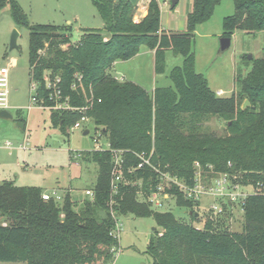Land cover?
Here are the masks:
<instances>
[{"label": "trees", "instance_id": "16d2710c", "mask_svg": "<svg viewBox=\"0 0 264 264\" xmlns=\"http://www.w3.org/2000/svg\"><path fill=\"white\" fill-rule=\"evenodd\" d=\"M221 1L193 0L186 30L172 31L162 29L159 0H93L104 26L82 28L74 42L71 24L32 23L18 0H0V11L8 6L14 22L29 30L30 81L38 84L40 105L53 104L49 76L60 78L62 95L73 106L87 107L85 112L51 109L52 123L69 134L85 113L110 144V149L84 152L98 166L93 198L77 200L68 191L61 201L46 200L42 187L0 183V264H109L119 246L111 234V199L118 215L155 220L147 246L153 264H264V190L245 198L241 231H217L212 219L200 228L170 210L152 208L145 197L158 175L151 166L138 167V153L153 150L152 163L188 185L194 183L199 163L211 176L230 173L242 184L264 186V57L253 58L246 74L235 73L230 96L217 95L196 71V27ZM233 1L235 11L224 18L222 37H232L236 30L264 31V0ZM143 3L148 12L136 20ZM143 45L155 51L157 74L165 72L168 50L183 56L182 64L170 71L172 85L150 92L115 76L114 63L135 57ZM245 99L250 105L243 109ZM214 117L225 122L224 133L205 125ZM112 149L123 150L124 161L125 179L115 193ZM168 191L178 206L192 210V219L198 218L199 200L185 198L176 185Z\"/></svg>", "mask_w": 264, "mask_h": 264}, {"label": "rangeland", "instance_id": "374dc122", "mask_svg": "<svg viewBox=\"0 0 264 264\" xmlns=\"http://www.w3.org/2000/svg\"><path fill=\"white\" fill-rule=\"evenodd\" d=\"M18 1L32 23L71 24L74 42L80 39L82 28L104 26L93 0ZM159 2L161 25L172 31L186 30V12L191 8L193 0H179L175 8L172 7V0ZM234 11L233 0H222L213 15L198 24L195 30L193 47L196 71L205 75L209 86L219 96H230L235 88V73L246 74L252 68L253 58L264 57V31L236 30L231 37V46L221 49L224 18ZM15 30L18 32L17 47L11 49V37ZM150 50L143 45L139 56L129 61H119L116 68H113L115 76L135 80L147 90L155 86L172 85L170 71L174 66L182 64L183 56L168 50L165 72L156 75L154 55ZM8 65L7 110L13 118L0 117V183L10 180L19 186H39L44 191L56 190L61 194L70 191L75 199H83L88 196L85 194L86 189L92 188L98 175L97 164L86 160L84 152L96 149L99 144L107 147L108 141L99 136L92 118L82 127L71 126L68 128L69 134H66L52 123L51 109L31 102L33 89L30 81L29 30L14 22L7 6L0 11V68ZM205 125L217 133L226 131L225 122L215 117ZM85 130L89 133L85 134ZM6 142H9V146H5ZM201 173L204 175V183H209L215 177L203 170ZM258 189L264 190V186L257 187L249 183L244 187L246 192ZM138 198L143 199L140 194ZM199 201L196 211L200 215L197 219H192V210L178 206L174 198L168 199L162 209L170 210L181 221L193 223L200 228H203L207 219H212L217 231H241L243 211L239 202H235L231 208H225L223 213H217L211 208L214 201L212 197L205 195ZM0 221H4V218L0 217ZM120 223L119 246L109 264H153L147 246L156 228L155 220L129 214L120 215Z\"/></svg>", "mask_w": 264, "mask_h": 264}, {"label": "built area", "instance_id": "2783aa9c", "mask_svg": "<svg viewBox=\"0 0 264 264\" xmlns=\"http://www.w3.org/2000/svg\"><path fill=\"white\" fill-rule=\"evenodd\" d=\"M8 79H9V65L3 66L0 68V110L8 109ZM47 86L51 89L50 100L53 104L44 106L40 105L39 100L36 97V92L38 88L37 83H32L33 94L31 96V102L39 104L40 106L48 109H73L79 110L80 112H85L87 110L86 106L76 107L73 106L70 102L69 96L63 97L62 91L58 86L60 78H55L51 80L49 76L45 77ZM91 118L83 113L81 117L72 125V128L82 127L83 124L89 121ZM100 137V132L98 133ZM106 139V138H105ZM98 141V140H97ZM5 146H9V142L5 143ZM96 149H110V144L108 142L107 147L100 146ZM113 159H114V168L112 171V192H117L118 184L124 181L123 173V159L122 152L123 150L112 149ZM140 158V163L138 167H144L146 165L151 166L152 169L158 175V183L152 189V191L145 197V200L149 202L152 208L156 210H163L162 208L166 205L167 200L174 198V195L168 191V188H171L173 185L179 187L185 198L200 200L201 197L209 195L214 200L212 202L211 208L217 213H223L226 206L231 208L235 202L243 204L247 195L261 191L262 189L254 190L251 192H246L244 190L245 184L238 182L235 174L230 173H221L217 177L211 179L209 183H204V175L201 173L202 169L199 163H196L198 168L197 176L192 185H188L183 181L179 180L178 177L174 176L168 171L163 170L159 165L153 164L152 159L154 156V151L150 153L142 152L138 153ZM259 187V186H258ZM85 194L89 197H94V192L91 188L86 189ZM143 195V193H141ZM63 195L56 190L44 191L42 197L46 200L55 199L56 201H61ZM110 207V212L114 218L115 224L112 228L111 234L119 239L120 242V233H121V223L120 215L116 212L114 208V199H111L108 203ZM243 211V207H242ZM117 249L115 250V252Z\"/></svg>", "mask_w": 264, "mask_h": 264}, {"label": "water", "instance_id": "95a60500", "mask_svg": "<svg viewBox=\"0 0 264 264\" xmlns=\"http://www.w3.org/2000/svg\"><path fill=\"white\" fill-rule=\"evenodd\" d=\"M178 2H179V0H172V7L174 8L177 5ZM17 37H18V32H17V30H15L13 32V34H12V37H11V45H10L11 49L17 47ZM230 46H231V37L223 36L221 38V49L225 50V49L229 48ZM250 57H252V56H250ZM249 105H250V102L247 99H245V101L242 104V108L246 109ZM0 117L1 118H7V119L13 118L12 114L7 109L0 110ZM20 125L22 127H24L23 123H20ZM84 133L88 134L89 131L85 130ZM192 213L193 212L191 211L190 214H192ZM195 215L198 217L200 215V213L199 212H195ZM154 230H155V228H154Z\"/></svg>", "mask_w": 264, "mask_h": 264}, {"label": "crops", "instance_id": "0c3cea01", "mask_svg": "<svg viewBox=\"0 0 264 264\" xmlns=\"http://www.w3.org/2000/svg\"><path fill=\"white\" fill-rule=\"evenodd\" d=\"M147 9H148V8H147V3L142 4V5L140 6V8L138 9L137 13H136V16H135L136 20H139L140 18H142L143 16H145V15L147 14V12H148ZM186 13H187V12H186ZM161 22H162V20H161ZM161 24H162V23H161ZM161 26H162V29H164V30H173V29H165V28L163 27V25H161ZM179 31H182V30H179ZM150 51H151V52L153 53V55H154V71H155V51L152 50V49H151ZM140 54H141V52L138 53L135 57L139 56ZM135 57H133V58H131V59H134ZM131 59H129V60H131ZM129 60H123V61H129ZM119 61H121V60H118V61H116V62L114 63V67H113L114 69H115L116 66L118 65ZM14 63H15V60H14ZM155 74L157 75L156 71H155ZM122 79L131 80V79L126 78L125 76H123ZM131 81H134V82L137 83V81H135V80H131ZM138 84H139V83H138ZM155 87H157V86H155ZM155 87H153L152 90H148V91L152 92V91L154 90ZM87 189H88V188H87ZM2 264H3V263H2Z\"/></svg>", "mask_w": 264, "mask_h": 264}]
</instances>
